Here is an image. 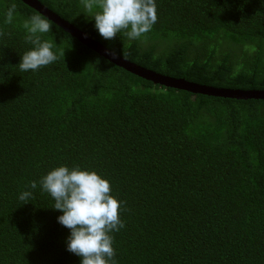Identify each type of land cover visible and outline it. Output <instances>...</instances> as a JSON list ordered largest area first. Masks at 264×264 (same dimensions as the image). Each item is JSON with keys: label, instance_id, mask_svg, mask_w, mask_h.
Wrapping results in <instances>:
<instances>
[{"label": "trees", "instance_id": "16d2710c", "mask_svg": "<svg viewBox=\"0 0 264 264\" xmlns=\"http://www.w3.org/2000/svg\"><path fill=\"white\" fill-rule=\"evenodd\" d=\"M39 1L156 72L264 90V0H156L157 21L132 40L102 39L83 0ZM35 12L0 0V264H79L39 185L60 164L97 170L123 202L116 264H264V99L155 84L47 17L41 38L57 59L21 72L23 21Z\"/></svg>", "mask_w": 264, "mask_h": 264}, {"label": "clouds", "instance_id": "9594fccd", "mask_svg": "<svg viewBox=\"0 0 264 264\" xmlns=\"http://www.w3.org/2000/svg\"><path fill=\"white\" fill-rule=\"evenodd\" d=\"M83 4L104 40L122 31L130 40L136 39L157 21L156 0H83ZM15 9V4L8 7L5 23L12 22ZM23 27L31 47L20 54V71H35L54 62L52 42L41 38L51 30L49 20L35 12L23 21ZM39 185L53 199L52 208L60 212L57 222L70 230L66 250L80 257L79 264H116L112 233L123 227V202L113 194L110 180L95 169L60 164L43 174ZM36 187V181L29 182V189ZM30 195L23 190L18 198L29 201Z\"/></svg>", "mask_w": 264, "mask_h": 264}, {"label": "water", "instance_id": "95a60500", "mask_svg": "<svg viewBox=\"0 0 264 264\" xmlns=\"http://www.w3.org/2000/svg\"><path fill=\"white\" fill-rule=\"evenodd\" d=\"M27 5L36 9L42 15L61 26L64 30L69 32L72 36L89 46L90 48L103 55L111 62L125 68L126 70L150 80L155 84H160L165 87L175 88L178 90H185L194 94H205L210 96H218L224 98H234L240 100L247 99H264V90L260 89H234V88H222L213 87L205 84H200L187 80L183 77H173L156 72L152 69L146 68L136 62H133L101 44L100 42L93 39L83 30L77 28L68 20L62 18L59 14L46 7L39 0H22Z\"/></svg>", "mask_w": 264, "mask_h": 264}]
</instances>
